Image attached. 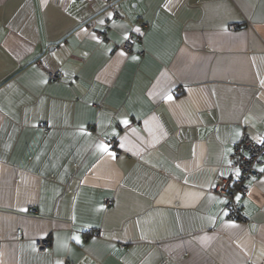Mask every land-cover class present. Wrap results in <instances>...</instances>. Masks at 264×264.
Listing matches in <instances>:
<instances>
[{"label":"crops","instance_id":"1","mask_svg":"<svg viewBox=\"0 0 264 264\" xmlns=\"http://www.w3.org/2000/svg\"><path fill=\"white\" fill-rule=\"evenodd\" d=\"M237 131L264 132V0H0V264H264Z\"/></svg>","mask_w":264,"mask_h":264},{"label":"built area","instance_id":"2","mask_svg":"<svg viewBox=\"0 0 264 264\" xmlns=\"http://www.w3.org/2000/svg\"><path fill=\"white\" fill-rule=\"evenodd\" d=\"M234 25H229V29H234ZM132 40L127 39L124 43L121 44L120 48L124 52H129L131 48ZM49 77L53 80L58 79L57 74L49 72ZM40 126L46 132L48 127L45 123H41ZM256 138H264V132L260 133H247L244 132L239 140L235 143L233 152L229 156V159L233 161L231 165L228 164L231 168L239 167L241 169L240 176L236 177L233 182V188L247 195L249 192V182L253 181L259 177H264V173L259 171L260 167H264V145L257 143ZM228 182L225 181V184L216 186V192L220 195H226L229 199L232 196V191L227 187ZM110 204V201L106 202ZM227 208L230 210L229 217L239 218L241 217L236 206L232 204L229 200L227 203ZM22 233L20 230L16 232V238H21ZM49 246L48 238L39 239L35 243V247L38 252H42Z\"/></svg>","mask_w":264,"mask_h":264},{"label":"snow or ice","instance_id":"3","mask_svg":"<svg viewBox=\"0 0 264 264\" xmlns=\"http://www.w3.org/2000/svg\"><path fill=\"white\" fill-rule=\"evenodd\" d=\"M110 15H111V14H110ZM99 23L102 24V23H103V20L99 21ZM135 31H136V32H139L140 29H139V28H136ZM93 38H94V39H97L95 36H94ZM128 38H129V37H128L127 35L124 36V40H127ZM98 42H99V41H98ZM120 55H125V53H124V52H121ZM131 59H132L133 61H135V60H138L139 57H138V56H132ZM44 82L46 83V81H44ZM166 99L169 100V101H171V100L173 99V97H172L171 95H168V96L166 97ZM121 123L127 125V124L129 123V121H128L127 119H123V120L121 121ZM245 123H247V121H245ZM115 134H116V133L113 132V135H115ZM240 135H241V134H240L239 131H237V132L235 133V136H236V137H239ZM256 141H257L258 144H260V145H264V138H256ZM233 142H235V140H234ZM98 147H99V149H100L102 152H107L109 155H111V156H113V158H115V153H114V152H109V149H108V146H107V145L101 143V144L98 145ZM120 147H124L123 143H121ZM225 152H226V153H230V152H232V149H231V148H227V149H225ZM226 163L229 164V165H231V164L233 163V161L230 160V159H226ZM259 171H260L261 173H264V167H260V168H259ZM233 172H234V174H235L236 177H239V176H240L241 169H240L239 167H236V168L233 169ZM220 175H221V176H224L225 173L222 171V172H220ZM211 186H212V187H215V185H211ZM210 199L215 200V201H217L218 203L225 204V205L228 203V201H227L226 198L210 197ZM240 199H241L240 195L237 194V195L235 196V200L238 202V201H240ZM223 215H224V216H227L228 213L225 211V212L223 213ZM73 220H75V216H73ZM231 226H235V225H231ZM73 239H75L77 243H80V242H81L79 236H74Z\"/></svg>","mask_w":264,"mask_h":264}]
</instances>
